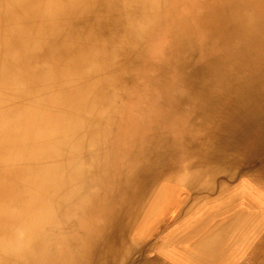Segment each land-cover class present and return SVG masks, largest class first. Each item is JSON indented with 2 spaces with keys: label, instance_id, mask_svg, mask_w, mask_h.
I'll return each instance as SVG.
<instances>
[{
  "label": "bare ground",
  "instance_id": "6f19581e",
  "mask_svg": "<svg viewBox=\"0 0 264 264\" xmlns=\"http://www.w3.org/2000/svg\"><path fill=\"white\" fill-rule=\"evenodd\" d=\"M22 2L0 35L35 62L58 55L44 35L85 41L101 19L125 50L65 158L52 223L14 264H264V0H100L55 26L41 19L55 4ZM11 171L0 165L8 214Z\"/></svg>",
  "mask_w": 264,
  "mask_h": 264
},
{
  "label": "clouds",
  "instance_id": "9594fccd",
  "mask_svg": "<svg viewBox=\"0 0 264 264\" xmlns=\"http://www.w3.org/2000/svg\"><path fill=\"white\" fill-rule=\"evenodd\" d=\"M100 0H48L41 19L53 26L82 19ZM24 12L22 0H0V23L14 24ZM128 25V32L133 34ZM0 35V165L11 167L20 189L10 196L13 214L0 204V256L13 261L24 254L50 226L54 215L50 194L64 168L82 145L86 117L95 111L102 85L118 75L123 43L109 47L85 41L64 46L43 65L35 63L37 49L21 38ZM10 194L0 192V200Z\"/></svg>",
  "mask_w": 264,
  "mask_h": 264
},
{
  "label": "rangeland",
  "instance_id": "374dc122",
  "mask_svg": "<svg viewBox=\"0 0 264 264\" xmlns=\"http://www.w3.org/2000/svg\"><path fill=\"white\" fill-rule=\"evenodd\" d=\"M102 5H105V4H102ZM83 24L85 25V23H83ZM14 25L15 24H8V23L0 24V31L1 30H7L8 28L12 29L14 27ZM146 25H147V23H145L143 25V27H145ZM92 26L94 28L95 23H93ZM96 26H97L95 28L96 30L92 34L91 38H90L91 34H89L87 36V41H89V39H90L89 43L101 44L105 40H110V41L112 40L113 44H116V42H118L117 40L119 39L118 34H119L120 30H119V28H116V26L113 23H111L110 20L101 19L98 21ZM75 34H76V31L73 30V31L65 32L64 34H61V35H56V37H51V35L50 36L44 35L45 48L47 47V50L58 51V54H60V53H62L64 46L67 45L68 42L69 43L75 42V39H74ZM49 47H51V49ZM36 58H37V61L35 63L43 65L45 62H51V60L54 57L50 54L48 56H44L42 53L40 55H37ZM243 167L244 166H242V168ZM243 169H241V170L243 171ZM9 170H10V168H9ZM11 173L14 174V172H12V171L10 172V174ZM239 173H241V171ZM92 189H94V187H90L87 191H89V190L91 191ZM260 197H263V195L261 194ZM235 256L234 257L231 256V257L233 259L237 260V258L240 255L235 253Z\"/></svg>",
  "mask_w": 264,
  "mask_h": 264
}]
</instances>
